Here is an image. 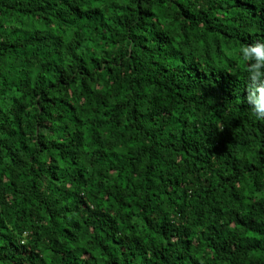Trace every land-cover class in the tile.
I'll use <instances>...</instances> for the list:
<instances>
[{
    "label": "trees",
    "instance_id": "obj_1",
    "mask_svg": "<svg viewBox=\"0 0 264 264\" xmlns=\"http://www.w3.org/2000/svg\"><path fill=\"white\" fill-rule=\"evenodd\" d=\"M258 41L264 0H0V264H264Z\"/></svg>",
    "mask_w": 264,
    "mask_h": 264
},
{
    "label": "clouds",
    "instance_id": "obj_2",
    "mask_svg": "<svg viewBox=\"0 0 264 264\" xmlns=\"http://www.w3.org/2000/svg\"><path fill=\"white\" fill-rule=\"evenodd\" d=\"M240 54L246 64L248 80L247 103L257 118H264V41L243 46Z\"/></svg>",
    "mask_w": 264,
    "mask_h": 264
}]
</instances>
